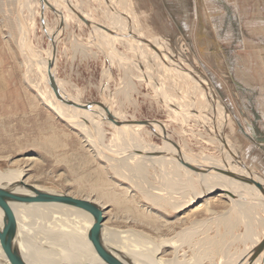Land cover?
<instances>
[{
    "label": "rangeland",
    "instance_id": "rangeland-1",
    "mask_svg": "<svg viewBox=\"0 0 264 264\" xmlns=\"http://www.w3.org/2000/svg\"><path fill=\"white\" fill-rule=\"evenodd\" d=\"M18 1L0 0V172L22 170L26 175L23 177L25 182L41 190L96 201L104 209L105 225L122 232L121 235H131L138 244L142 241V244L150 243L157 248L164 239L168 240L169 245L158 254L166 264L223 263L219 254L212 260L204 259L198 251L199 245H195L201 237L215 238L217 225L207 234L196 236L190 243L183 242L182 229L191 227L196 220L213 217L214 222L219 219L220 214L230 208V196L217 188L212 191L203 188L201 191L198 187L187 188L184 185L182 188L167 189L158 182L154 167L149 168L147 177L138 172L130 179L115 174L110 169L111 164L96 155L98 149L102 148L100 143L104 136L106 144L116 143V138L112 136L113 125L105 122L97 131L84 130L48 106L46 98L52 93L47 85L46 58L52 51L49 36L59 25L57 15L49 8L46 12L45 5L47 35L42 26L40 0H23L21 12L31 27L30 45H27L26 31L17 13ZM73 2L83 7L97 22L115 26L119 23L121 30L127 34L132 31V34L147 37L148 40H164L159 48L163 54L170 53L169 50L176 53L164 54L167 60L175 57L187 70L188 65L194 66L206 75L211 84L207 86V91L192 81L186 82L188 77L183 79L184 75L173 59L168 61L175 67L167 66L147 44L141 41L130 43L128 40L125 42L126 66L134 63L136 70L130 69L129 75L120 65H116L118 69L114 70L115 80L112 82L105 56L94 51V56L90 53L86 57L85 39L79 37L77 31L90 28L76 17L65 26L56 56V76L71 97L80 102L104 104L106 100L101 95V89L105 87V94L118 95L113 102L123 110L122 119L160 121L167 124L169 138L180 149L189 148L190 153L199 157L212 154L223 159L225 152L217 137L219 132L214 129L210 131L202 123L209 121L212 127H217L211 115H215L214 111L210 109L215 102L203 98L207 95L209 99L216 88L218 99H221L228 114L222 135L227 143L230 142L231 148L233 145L234 151H239L244 164L264 178V0ZM112 6L124 12V21H118L121 14L116 17L117 13L110 11L109 7ZM92 32L96 36L102 31L93 29ZM97 40L93 42L100 47V39ZM153 59L157 60L158 76L156 73L150 78L148 71L155 72L151 68ZM115 60L111 55L113 64ZM139 62L145 69H141ZM140 75L144 76V81H141L143 78H139ZM126 80L135 84L130 91L123 89ZM194 85L196 89H192ZM161 92L174 104H164L160 99L165 100ZM179 101H184L189 109L178 108L175 103ZM187 112H191L192 116L183 117V113ZM203 115L205 120L202 119ZM209 116L211 120L207 118ZM94 117L90 119L103 121L100 116ZM222 125L225 124L222 122ZM143 129V136H148V131L152 133L148 138L154 145L168 146L164 143L165 139L150 127L144 126ZM88 137H92L99 146L93 148L88 145ZM226 155L229 158L230 153L226 151ZM203 162L214 163L213 159ZM162 172L176 181V173L172 169ZM182 177L183 174L180 176L181 184L186 182ZM147 186L156 192L160 191L154 187L159 186L165 188L162 192L173 190L178 192L177 196L184 194L180 200L183 209L177 211L178 208L173 209L169 202L156 203L147 198ZM226 188L230 191L229 187ZM197 190L203 194L194 200L193 195L199 196ZM243 231L245 228L240 225L236 232ZM210 254L209 257H213Z\"/></svg>",
    "mask_w": 264,
    "mask_h": 264
},
{
    "label": "bare ground",
    "instance_id": "bare-ground-1",
    "mask_svg": "<svg viewBox=\"0 0 264 264\" xmlns=\"http://www.w3.org/2000/svg\"><path fill=\"white\" fill-rule=\"evenodd\" d=\"M49 1L52 2L53 4H56L57 6H61L58 0H49ZM70 1L78 9H80L83 13H85L89 18H91V16L88 15L87 11L83 7L78 6V4L73 2V0ZM62 8L65 17V26H67L68 22L78 18L72 11L66 9L64 6H62ZM47 10H48V6H46V12ZM115 15L116 17H118L117 14ZM78 20L80 19L78 18ZM100 31L103 32V30ZM140 35L143 36V34ZM157 37L158 36H156V38ZM95 38L96 41H98L97 40L98 37L95 36ZM121 38L125 39L123 37ZM144 38L147 39V37ZM150 41L156 44L158 48H161L160 42L162 43V41L164 40L153 41L152 39H150ZM104 42L107 41H103V43ZM169 51L170 53H164V54L176 55V53L173 54L171 50ZM124 55H125L124 59L119 61L120 63L119 65L123 67L124 71L126 70L125 72L126 74L130 75L131 72L130 69L136 70L134 68L135 64L132 63L131 66H126L127 53L126 54L124 53ZM170 59H173L177 63L178 65L177 67L179 69L182 67L186 68V66L183 63L179 64V60L175 59V57L174 58L169 57L168 60ZM152 62H153V66L151 68H153L155 72H152L151 70L148 71L150 78L153 76V74H156L158 71L157 60L153 59ZM46 63H47L46 67L48 70L49 64L47 60ZM187 68L189 69V71L191 70V72H193L195 76L197 74L196 76L197 79L192 77L189 72H183L180 69V73L184 75L183 79H185V76L188 77V80L185 79L186 82L192 81L197 85H199L201 89L203 88V84L206 86L211 84L207 79L206 75L202 73V71L196 69L194 66L191 67L188 65ZM156 75L158 76V73ZM139 78H143L141 79V81L145 80L144 76L140 75ZM58 82L61 88H63L61 82L59 80ZM132 82L131 80L129 81L126 80L123 89L126 88L125 91L132 90L135 85ZM47 85L48 87H50L48 83ZM127 85L130 86L131 88L130 87L127 88ZM153 87H155L154 84ZM194 88L196 89V86L193 87L192 89ZM51 93L52 94L48 95V97L46 98L48 102V106L52 108L60 116L67 118L71 124L81 127L84 130L94 129L96 131L99 130V126H102L103 124H105V122L111 123V125H113L114 133L112 132L111 133L112 136L116 138V143L113 142L111 144H106L104 142L106 137L104 136L102 143H100V146H102L104 150L102 148L100 150L98 149L96 155L99 157H103L108 162V164L110 163L111 164L110 169L114 171L115 174L120 175L125 179H130L131 175H135V173L138 172L141 175H143V177H147L150 171L149 168L154 167L156 168V173L158 174V179H159L158 182L160 183L161 186H164L167 189H173V187L182 188L185 185V187L187 188H191L195 186L198 187L201 191L203 188H207L208 190L212 191V189L214 188L223 189L224 188L223 185H225L226 187H229L230 192L235 194L234 196H230V198L234 202V203L232 202V206L233 208H235L233 212L235 214H239L237 210H241V213L244 214L247 213V215L253 219L252 223L254 224L255 228L261 229V236L264 235V192H262L261 190H259L258 188H256L251 184L241 181L238 178L235 177L230 178L229 176L222 174H219L220 175L219 176L209 171H203L201 169L189 167L186 164L180 162L177 158L173 156V154L178 153L181 156V158L184 159L185 161L199 163L197 161L199 159V161L203 164L217 166L221 168H223V164H224L225 168L223 169L225 170H230L239 174L249 176L250 175L249 171H247L245 168L241 167L240 165H236L237 163L233 159H231L230 155L229 158L227 157L226 151H225V160L212 154L211 155L209 154L207 157H199L197 155H193L192 153H190L188 150L189 148H187L186 150L179 148V152H177V150L174 148L171 142L168 141L169 134L167 133V128H166L167 124L165 123L163 124L160 121H159L160 124H154V128L157 132L159 133L161 132L162 134L166 135L165 137L166 139L164 140V143L168 144V146L165 145L164 147H159L154 145V143H152L151 140H149L148 136L152 135L150 131L148 132L146 131L147 132L146 134H148V136L147 135L143 136L145 132L143 129L144 128L143 125H130V124L120 125V124H115L109 120L101 121L99 119L97 120L90 119L91 117L94 116L105 115V112L100 109H95L96 113L98 111L99 114L98 113L96 114L95 111L91 112L89 110H86L82 113L83 114L82 116H84V118L89 121V123L87 124V122L79 118L81 114L78 110L74 109V107L66 106L67 104L64 101L58 100L52 89H51ZM121 93L122 92H119L118 94ZM161 94L163 98H165L166 102L168 103L170 102L171 104H174L170 98L164 96L163 92H161ZM117 96L118 95L116 94L113 95V101ZM203 98L208 102L211 101L215 102V106L213 107L212 105V108L210 109L214 111L215 115L213 114L211 115L214 117L213 120L217 124V127H212L209 121H204L202 123H204L205 126L210 131H212L211 129H214L215 132L218 131L219 135H222V129L223 127L226 126V122L228 120V114L225 113V110L227 109H225L224 106L221 104L220 102L221 99L220 100L218 99V92L216 91V88L214 92L211 93L209 99L207 95H204ZM175 104L178 105L179 106L178 108L180 109H189L184 103V101L183 103L179 101ZM109 110L115 116L122 119L124 114L122 113L123 110L122 111L120 110L119 105L116 106L113 102V105L109 107ZM183 114H185L183 115V117L192 116L190 115L191 112H187ZM205 118L206 117L203 115L202 119L205 120ZM207 118L211 120V116ZM123 119L127 120V118H123ZM206 122L208 123L206 124ZM222 122L225 124L224 126L222 125ZM88 138H89L87 140L88 145H90L91 147L94 146L93 148L99 146V144H97V142L94 141L92 137H88ZM233 149L235 148L232 145L231 150L240 158L239 151H234ZM127 153H129L130 155L126 156ZM208 159L209 160L213 159L214 163L212 164L209 162H203L204 160H208ZM179 166H181L182 168H180ZM167 169H172L173 172L176 173L175 176L176 181H172L171 178H168L166 175L163 174L162 171L163 170L165 171ZM105 170L106 169L104 168V171ZM251 171L257 180L264 183V178L261 175H259L257 171L256 172H254L253 170ZM181 174H183L182 177L183 181L184 180L186 181L185 183L182 184L180 182ZM24 176L26 175L25 172L22 170L19 171L14 170L13 172L12 171L2 172V173L0 172V187L12 192H18V193L27 192L28 190L20 185V182L26 180V179L24 180L23 178ZM222 177H227L226 179L228 180ZM146 188L148 191L147 198L153 199L156 203L162 201L169 202V204L173 209L178 208L177 211H181L183 209L182 206L183 204H181L180 200L182 196L184 197V194H182V196L181 195L177 196L176 193L178 192H175L173 190L162 192V190H165V188H161L159 186L156 188L154 187V189H158L160 192H156L152 190L153 188H148V186ZM45 192L55 193L50 191H45ZM58 194H62V193H58ZM198 194L199 196L193 195L194 200L195 197L200 198L203 192L202 193L199 192ZM188 195L186 197L187 199H189ZM253 198L255 199V201H253L254 200ZM8 206L11 209L17 223L19 252L23 256V258L30 264H64L67 262H92L96 264L99 263L97 254L88 237V232L93 222V218L89 213L72 206L55 203V202H36V203H28V204L9 202ZM200 206L201 205H199L198 207L200 208ZM235 221L236 223L238 222V220ZM81 225L85 226L86 228L83 229ZM0 228H2L1 211H0ZM121 233L122 232L120 231H115L112 230L111 228H108L104 223L103 237L105 238L106 243L111 246H114L115 248L123 251L124 253L132 257L136 264H166L165 260L161 256L158 257V254L163 248L169 245L168 240L164 239L160 244H158L157 246L158 249H157L154 248L152 244L147 242H146L147 244L145 243L142 244L141 241V244H138L133 237H132L133 239L130 237L131 235L130 236L121 235ZM261 238L259 239V241L261 240ZM261 258L262 255L258 258L252 259L250 264L260 263L262 261ZM0 264H10L1 243H0ZM262 264H264V260L262 261Z\"/></svg>",
    "mask_w": 264,
    "mask_h": 264
},
{
    "label": "water",
    "instance_id": "water-1",
    "mask_svg": "<svg viewBox=\"0 0 264 264\" xmlns=\"http://www.w3.org/2000/svg\"><path fill=\"white\" fill-rule=\"evenodd\" d=\"M23 0H19L17 4V13L18 17L21 19V22L25 28L26 31V44L30 45V28L27 21L23 18V14L21 12V4ZM61 6H57L56 4H53L49 0H40L41 4V18H42V26L45 30V32L48 35V31L45 25L44 21V6H48L50 11L55 13L57 15L58 23L59 25L56 27V29L52 32V36H49L50 41L52 43V52L47 57V62L49 64V69L47 73L48 77V84L50 88L53 90L56 98L58 100L64 101L67 105L70 107H74V109L78 110L80 112L79 118L87 124L89 121L82 116L83 112L86 110L89 111H95V109H100L105 112V115H99L101 119L103 120H109L115 124H130V125H143L150 127L155 134H157L159 137L166 139V135L160 134L157 132L154 128V124H160L159 121L151 120V119H141V120H122L119 117L115 116L110 110L109 107L113 105V95H107L105 94V87H102L101 89V95L106 100L104 104L99 102H80L71 97L61 86L59 85L57 76H56V56H57V49H58V42L63 38L65 33V17L63 13L62 6L68 8L71 10L85 25H87L91 30L93 28H98L100 30L105 31L110 36H120L131 43H138V41H141L145 44H147L151 49H153L157 55L160 57L161 60L167 65V66H173L171 62H169L163 52L150 40L146 38H141L139 36H136L132 34V31H130L128 34L125 32H120L113 30L106 25L95 21L94 19L89 18L85 13H83L80 9H78L73 3H71L70 0H58ZM137 46H139L137 44ZM139 48V47H137ZM140 58V57H139ZM141 69H145L143 64L139 62ZM109 70L111 73V80L112 82L115 80V76L112 72V65L110 62H108ZM175 67V66H173ZM183 72H189L192 77L197 79L195 74L186 68H180ZM147 76V75H146ZM147 82H150L149 78L146 77ZM203 87L208 90V87L203 84ZM161 101L168 105L169 103L160 98ZM171 105V104H169ZM174 107V105H172ZM96 113V111H95ZM99 114V112L97 111ZM96 113V114H97ZM217 137L221 140L224 152L228 151L232 157V159L241 167L245 168L247 171H249V176L239 174L230 170H225L221 167L217 166H211L203 164L197 160L199 163L196 162H189L185 161L181 158V156L177 154H173L175 158H177L180 162L186 164L189 167H194L196 169H201L203 171H209L213 173H219L222 175H226L229 177H235L240 179L243 182H246L248 184H251L264 192V183L257 180L255 176L252 174V171L250 168H248L244 162L241 160V157L239 158L230 148L229 144L227 143L225 137L223 135L217 134ZM169 142L174 146V148L179 152V147L177 146V143H175L170 138L168 139ZM104 150V148L102 147ZM129 153H127L128 155ZM225 160V158H223ZM20 185L27 189V192H12L7 189H4L0 187V211L2 215V228H0V243L5 251V254L8 258V261L10 264H30L27 262L23 256L19 252L18 248V228L17 223L15 220V217L11 211V209L8 206L9 202H18V203H36V202H55L60 203L68 206L75 207L77 209H81L87 213H89L92 218L93 222L88 232L89 240L97 254V258L99 263L98 264H136L132 257L124 253L123 251L115 248L114 246H111L106 243L105 238L103 237V227H104V209L101 207V205L97 204L95 201L86 199V198H78L72 195L68 194H58V193H49L40 190L37 188L34 184L27 183L25 181L20 182ZM229 196H234L232 192L228 190H224ZM262 255V260H264V235L261 238V240L257 243V246H255L253 249H251L239 262L238 264H246L247 261L258 258ZM64 264H96L92 262H67ZM262 264V262H261Z\"/></svg>",
    "mask_w": 264,
    "mask_h": 264
},
{
    "label": "crops",
    "instance_id": "crops-1",
    "mask_svg": "<svg viewBox=\"0 0 264 264\" xmlns=\"http://www.w3.org/2000/svg\"><path fill=\"white\" fill-rule=\"evenodd\" d=\"M109 9L112 13L116 12L118 17L121 14V16H120L121 18H118V21H120V20L124 21V19H123V18H125L124 12H122L119 8H116L113 6L109 7ZM74 23L80 24L76 21H74ZM101 23L106 25L107 27L113 29V30L120 31V32L123 31V30H121V27H119V23L117 26L112 25V24L110 25V23H106V22H101ZM80 29H83V28H80ZM93 29H95V28H93ZM92 31L93 30H91V29L80 30V31L78 30L77 31V33H79L78 36L85 39L86 57H89L90 53L92 54V56H94V54H95L94 51H99L100 54L105 56L107 61L111 63L112 72L115 76L114 70L118 69V68H116V65L119 67V64H120L119 61L123 60L124 56H125L124 53L126 51V44H125L126 40L122 39L118 36H110L108 34L105 35L104 32H100V34L95 32L98 39L101 40L100 41L101 43L99 44L100 47H98V45L94 44V42L96 41V38H95ZM82 33L84 34V36L82 35ZM72 36L73 35H71V37ZM103 41H107V42L103 43ZM114 48H116V49H114ZM100 49H103V50H100ZM111 55L116 59L114 64H113V62H111ZM207 123L208 122H206V124ZM214 174L219 175V173L218 174L214 173ZM223 187H224L223 190L228 189V188H226L225 185H223ZM217 189H222V188H217ZM232 202L233 201H231L230 208L226 212L221 213L219 219H216L214 222L212 220L213 217L212 218H205L203 220H196L192 224L191 227L182 229V240H183V242L190 243L193 241L194 238H196V236L199 237L202 234H207V232L210 229H212L214 227V225H217L218 230L216 232V236H214L215 238H210L208 236L206 237L204 235L205 236L204 238L201 237L198 240V242L195 243V245H199L198 251L201 252V256H203L204 259L208 258V259L212 260L216 255L219 254L223 258V263H221V264H238V262L251 249H253L255 246H257L259 239L263 236V235L261 236V229L255 228L254 224L252 223L253 219L251 217H249L247 215V213L246 214L241 213V210H237L240 215L235 214L233 212L235 210V208H233ZM240 209H242V208H240ZM211 212L214 213L215 211L211 208ZM235 220H238V222L236 223ZM240 225L244 226L245 231H243L242 233H237L236 231L238 230V227ZM218 236H220V238H217ZM203 247H205V250H202ZM199 249H201V251ZM209 250H211V251H209ZM213 251H215V252H213ZM209 253H211L210 255L213 257H209ZM250 262H251V260L247 261L246 264H250ZM261 262L257 263V264H261Z\"/></svg>",
    "mask_w": 264,
    "mask_h": 264
}]
</instances>
